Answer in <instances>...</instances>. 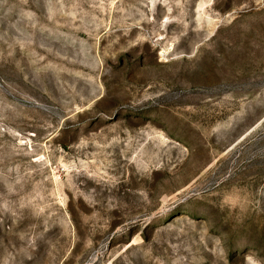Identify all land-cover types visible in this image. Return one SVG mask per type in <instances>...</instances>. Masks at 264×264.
Listing matches in <instances>:
<instances>
[{
  "label": "rangeland",
  "instance_id": "obj_1",
  "mask_svg": "<svg viewBox=\"0 0 264 264\" xmlns=\"http://www.w3.org/2000/svg\"><path fill=\"white\" fill-rule=\"evenodd\" d=\"M0 264H264V0H0Z\"/></svg>",
  "mask_w": 264,
  "mask_h": 264
}]
</instances>
